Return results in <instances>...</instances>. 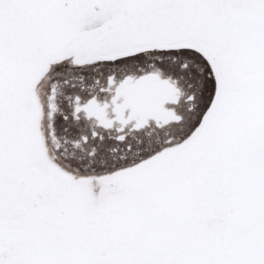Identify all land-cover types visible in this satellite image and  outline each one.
Masks as SVG:
<instances>
[{
	"label": "snow or ice",
	"instance_id": "6c2138e0",
	"mask_svg": "<svg viewBox=\"0 0 264 264\" xmlns=\"http://www.w3.org/2000/svg\"><path fill=\"white\" fill-rule=\"evenodd\" d=\"M0 264H264V0H0Z\"/></svg>",
	"mask_w": 264,
	"mask_h": 264
}]
</instances>
